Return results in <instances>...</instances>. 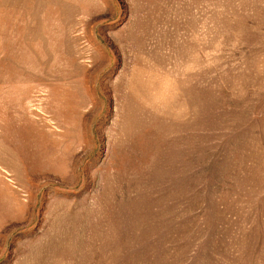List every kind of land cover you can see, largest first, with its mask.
<instances>
[{"label": "rangeland", "instance_id": "obj_1", "mask_svg": "<svg viewBox=\"0 0 264 264\" xmlns=\"http://www.w3.org/2000/svg\"><path fill=\"white\" fill-rule=\"evenodd\" d=\"M0 264H264V0H0Z\"/></svg>", "mask_w": 264, "mask_h": 264}]
</instances>
